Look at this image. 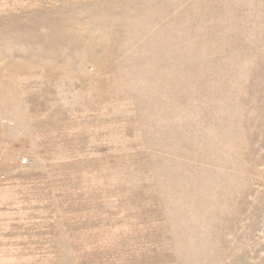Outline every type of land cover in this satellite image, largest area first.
I'll use <instances>...</instances> for the list:
<instances>
[{"label":"rangeland","instance_id":"374dc122","mask_svg":"<svg viewBox=\"0 0 264 264\" xmlns=\"http://www.w3.org/2000/svg\"><path fill=\"white\" fill-rule=\"evenodd\" d=\"M0 264H264V0H0Z\"/></svg>","mask_w":264,"mask_h":264}]
</instances>
